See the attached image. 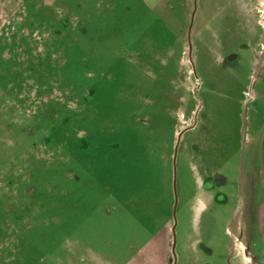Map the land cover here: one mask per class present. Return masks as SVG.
<instances>
[{
	"label": "rangeland",
	"instance_id": "1",
	"mask_svg": "<svg viewBox=\"0 0 264 264\" xmlns=\"http://www.w3.org/2000/svg\"><path fill=\"white\" fill-rule=\"evenodd\" d=\"M2 12L0 264H264V0Z\"/></svg>",
	"mask_w": 264,
	"mask_h": 264
},
{
	"label": "crops",
	"instance_id": "2",
	"mask_svg": "<svg viewBox=\"0 0 264 264\" xmlns=\"http://www.w3.org/2000/svg\"><path fill=\"white\" fill-rule=\"evenodd\" d=\"M53 1H55V0H53ZM163 1H166V0H163ZM163 4H164V2H163ZM163 4L161 3L162 6H163ZM4 17L5 16H4L3 12H2L0 14V27L4 25V22H5V18ZM260 179H261V181H260L261 186H263V188H264V164H263V168L261 170V178ZM263 201H264V199H263ZM262 224H263V229H264V221L262 222ZM239 227L241 229H243V236H244V238L248 239L247 236L245 235V231H247V226L246 225L245 226L244 225L242 226V224H240ZM233 238H234V246L237 247V249L238 248H245V242L243 241V239L238 238L236 235H233ZM263 238H264V233H263ZM237 254H239V252H236V254H234V255L237 256ZM243 257H244L243 258L244 260H249V263L255 264L254 261H251V258L248 255H244Z\"/></svg>",
	"mask_w": 264,
	"mask_h": 264
},
{
	"label": "flooded vegetation",
	"instance_id": "3",
	"mask_svg": "<svg viewBox=\"0 0 264 264\" xmlns=\"http://www.w3.org/2000/svg\"><path fill=\"white\" fill-rule=\"evenodd\" d=\"M218 179L220 181H222V178H220L219 175L206 176L205 177V181L203 182L204 189L206 191L210 190L213 187V185H212L213 183L212 182H214V180H218Z\"/></svg>",
	"mask_w": 264,
	"mask_h": 264
},
{
	"label": "water",
	"instance_id": "4",
	"mask_svg": "<svg viewBox=\"0 0 264 264\" xmlns=\"http://www.w3.org/2000/svg\"><path fill=\"white\" fill-rule=\"evenodd\" d=\"M189 52H190V47H189ZM173 249H174V239H173L172 251Z\"/></svg>",
	"mask_w": 264,
	"mask_h": 264
}]
</instances>
